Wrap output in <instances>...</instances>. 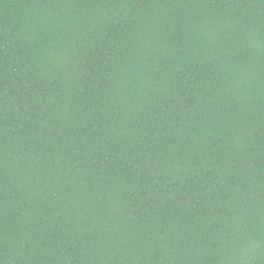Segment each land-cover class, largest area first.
Returning a JSON list of instances; mask_svg holds the SVG:
<instances>
[{"label":"trees","instance_id":"1","mask_svg":"<svg viewBox=\"0 0 264 264\" xmlns=\"http://www.w3.org/2000/svg\"><path fill=\"white\" fill-rule=\"evenodd\" d=\"M0 264H264V0H0Z\"/></svg>","mask_w":264,"mask_h":264}]
</instances>
